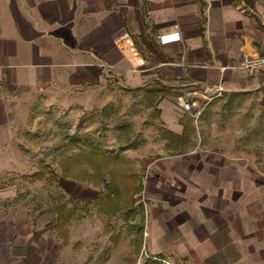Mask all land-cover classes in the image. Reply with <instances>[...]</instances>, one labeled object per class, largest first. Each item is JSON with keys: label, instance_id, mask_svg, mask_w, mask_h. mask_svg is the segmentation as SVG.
<instances>
[{"label": "crops", "instance_id": "1", "mask_svg": "<svg viewBox=\"0 0 264 264\" xmlns=\"http://www.w3.org/2000/svg\"><path fill=\"white\" fill-rule=\"evenodd\" d=\"M109 79L158 96L162 133L138 163L149 251L230 264L245 241L248 255L264 249V0H0V264L56 260L50 233L11 206L15 116L40 94L86 96Z\"/></svg>", "mask_w": 264, "mask_h": 264}, {"label": "rangeland", "instance_id": "2", "mask_svg": "<svg viewBox=\"0 0 264 264\" xmlns=\"http://www.w3.org/2000/svg\"><path fill=\"white\" fill-rule=\"evenodd\" d=\"M147 91L109 79L86 96L40 94L15 116L23 156L22 174L8 180L20 185L11 206L38 237L50 233L55 264H190L156 256L144 239V187L133 177L142 184L138 163L162 133L159 111L148 108L158 96ZM247 245L244 256L230 250V264H264V249L248 255Z\"/></svg>", "mask_w": 264, "mask_h": 264}, {"label": "built area", "instance_id": "3", "mask_svg": "<svg viewBox=\"0 0 264 264\" xmlns=\"http://www.w3.org/2000/svg\"><path fill=\"white\" fill-rule=\"evenodd\" d=\"M159 40L162 44H167L170 42H176L180 40V34L177 31L170 32L167 34L159 35ZM183 109L188 112H193L194 119H198L203 113V108L200 107L197 101H186L183 103Z\"/></svg>", "mask_w": 264, "mask_h": 264}, {"label": "trees", "instance_id": "4", "mask_svg": "<svg viewBox=\"0 0 264 264\" xmlns=\"http://www.w3.org/2000/svg\"><path fill=\"white\" fill-rule=\"evenodd\" d=\"M133 178H134V184H133V187H143L141 183H135V181H137V180H136L135 177H133ZM137 190H138V189H136L135 191L137 192ZM134 193H135V192H134ZM135 211H136V207H134V209H133V212H135Z\"/></svg>", "mask_w": 264, "mask_h": 264}]
</instances>
